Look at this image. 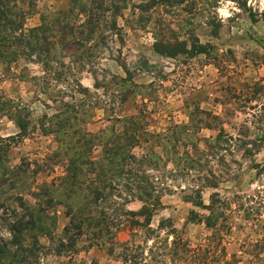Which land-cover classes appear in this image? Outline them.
<instances>
[{"label": "rangeland", "instance_id": "374dc122", "mask_svg": "<svg viewBox=\"0 0 264 264\" xmlns=\"http://www.w3.org/2000/svg\"><path fill=\"white\" fill-rule=\"evenodd\" d=\"M143 1L118 0V28L104 14L105 42L71 58L29 33L71 0H0V264H264V0L161 1L147 15ZM8 16L27 33L20 54ZM156 33L190 52L159 53ZM68 103L84 106L83 149L49 133ZM133 115L135 140L115 121ZM102 134L125 144L110 182L79 164L89 143L91 159L108 156ZM154 188L159 206L142 200Z\"/></svg>", "mask_w": 264, "mask_h": 264}, {"label": "trees", "instance_id": "16d2710c", "mask_svg": "<svg viewBox=\"0 0 264 264\" xmlns=\"http://www.w3.org/2000/svg\"><path fill=\"white\" fill-rule=\"evenodd\" d=\"M122 1V4L126 6V0H120ZM161 1H164V5H174L177 3H181L182 0H146L145 2L141 3L139 5V8L142 10V13L146 14L151 11V9L154 10V8L160 4ZM238 4L243 2L244 0H235ZM243 4V3H242ZM33 5V4H32ZM121 5L119 4L118 0H71L70 7L65 10L58 11L57 13H52L46 18L43 19V23L40 26L33 27L29 30L30 35L31 34H38L37 42H38V50L40 53L45 52L46 54H51V56H60V57H77L86 50L87 44L91 43L94 44L95 47H98L99 45L103 44L105 42L104 34H101V31H99V21L103 19L101 16H104V14L111 13V21H110V27L112 29H117V21L116 16L120 14L121 12ZM78 10L80 15H84L85 19L82 21L79 19V14H76V11ZM155 12V11H154ZM143 16H140V19H142ZM149 21L152 19V17L149 15ZM3 28H8L10 30H13L15 32L20 31V34L18 33L17 36L13 35V39L11 43L14 45V52L21 53L23 52L24 48L26 47V43L24 41L26 34L24 32V29L21 24L11 16H8L4 20V25H2ZM167 37L162 35L161 33H156V50L161 54H167V55H178L179 53H187L190 52L188 49V43H184V41H179L178 39L175 44H173V41H169L166 39ZM28 44V42H27ZM174 45H177V48L174 49ZM183 46V48H182ZM94 47V48H95ZM164 48V49H161ZM180 48H182L180 50ZM198 50V52H203L202 45H200L196 40L193 41L192 47L190 50ZM21 51V52H20ZM82 106V114L79 116L81 108L79 111L77 110L76 106L72 105L71 103L66 105V110H62L58 115L52 116V122L55 127H52L49 129L50 134H54L56 137H63L61 134V131L64 133H68L70 135H73L72 138L75 136L76 139H73V149H83V144L80 139V134L83 133L82 125L86 124L82 120L83 117V105ZM78 107V106H77ZM75 114L76 117L73 118V120L69 119H59L64 114ZM140 116L141 115H133L127 118H124L120 120L117 118L118 123L122 122L124 125L123 133L124 136L127 135V137H130L129 139L135 140L137 138V135L135 134L136 130L139 129V123H140ZM59 119V120H58ZM79 121V122H78ZM27 123L30 124V117L27 118ZM44 122L42 121L43 124ZM70 123V124H69ZM131 123V127L133 129H126L128 124ZM27 124V126H28ZM70 126H69V125ZM75 126V127H74ZM119 126V124H117ZM121 126V125H120ZM29 127V126H28ZM123 127V126H122ZM26 129V128H25ZM84 131L86 132L85 128ZM56 133V134H55ZM102 133V132H101ZM100 133V134H101ZM115 133L118 134L117 129L115 130ZM88 135V132H86ZM99 134V135H100ZM107 134V133H103ZM99 136V140L103 142V144L110 143L109 145L112 148L111 152L108 154L107 157L102 156L101 161H97L94 159H91L89 155L85 152L86 150H89L90 143L85 147V151L80 155V163L84 164L89 163L88 165L92 167L99 168V172L102 173V181H113L114 178H117L116 176V170L118 171L119 166V150H117V146L120 145L122 148L125 146V144L122 142H115V140L107 141L104 139V135ZM117 134H112L114 137H116ZM121 134V133H119ZM118 134V135H119ZM121 134V135H122ZM90 135V134H89ZM92 140H95L96 134L91 135ZM113 139V138H112ZM118 139V138H117ZM97 140V139H96ZM124 140V139H123ZM185 157L187 161L198 163L202 161V159L195 158L191 156L189 153L186 154ZM157 163H162V160L159 159ZM86 161V162H85ZM85 162V163H83ZM102 165V167L100 166ZM146 181L148 182V176L145 177ZM204 181H200V187L207 186V182L205 178H203ZM92 182V181H91ZM96 184L98 180H95ZM106 185V183L104 184ZM157 189H151V192L148 191L147 194H145V198H142V200L145 202V204L150 203L151 206L160 205L161 203V196L159 193L157 195H154L153 192H157ZM104 191V190H102ZM95 193H98L99 197H101V193L99 189H95ZM196 195L200 197L201 189H198L195 191ZM91 194V193H88ZM190 199V197H187ZM220 194L215 193L211 197V205L208 207L211 212L216 213L217 218H221L224 216L225 211H218L219 207H215L217 203H220L222 205H227L225 202H221L219 200ZM152 202V203H151ZM213 214V213H212ZM40 217L37 215H34V217ZM213 218V215L209 216L206 220L210 224V226H214L213 223H211V219ZM218 220V219H217Z\"/></svg>", "mask_w": 264, "mask_h": 264}, {"label": "crops", "instance_id": "0c3cea01", "mask_svg": "<svg viewBox=\"0 0 264 264\" xmlns=\"http://www.w3.org/2000/svg\"><path fill=\"white\" fill-rule=\"evenodd\" d=\"M28 62H30V61H28ZM30 63H32V61Z\"/></svg>", "mask_w": 264, "mask_h": 264}]
</instances>
